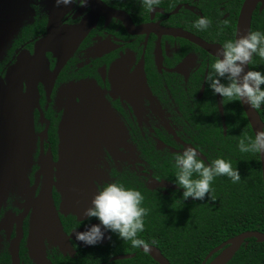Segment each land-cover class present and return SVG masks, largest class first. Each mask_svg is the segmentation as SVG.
Here are the masks:
<instances>
[{"label": "flooded vegetation", "instance_id": "obj_1", "mask_svg": "<svg viewBox=\"0 0 264 264\" xmlns=\"http://www.w3.org/2000/svg\"><path fill=\"white\" fill-rule=\"evenodd\" d=\"M245 2L160 0L150 11L141 0H89L86 7L76 0L59 8L55 0H0V97L7 108L0 124V264H160L110 231L95 246L77 241L76 232L100 224L82 213L99 189L116 182L165 201L152 208L162 214L148 211L144 223L150 216V225L179 224L184 218L175 213L194 199H183L174 155L192 147L206 163L237 159L235 129L247 115L240 101L213 94L207 76L217 49L237 38ZM200 18L211 21L207 29L195 27ZM250 31L264 34V0L252 11ZM249 68L264 73V58ZM263 107L256 110L264 123ZM68 140L88 147L85 169L58 166ZM152 179L175 187L151 189ZM215 188L196 204L221 206ZM49 194L62 229L36 235ZM138 237L170 264H185L184 254L164 249L161 229Z\"/></svg>", "mask_w": 264, "mask_h": 264}, {"label": "clouds", "instance_id": "obj_2", "mask_svg": "<svg viewBox=\"0 0 264 264\" xmlns=\"http://www.w3.org/2000/svg\"><path fill=\"white\" fill-rule=\"evenodd\" d=\"M89 0H80L79 6L86 7ZM160 0H141V5L153 11ZM76 0H55L57 8L71 7ZM211 21L207 18L197 20L195 27L207 29ZM264 58V34L249 31L247 35L228 40L217 49L216 59L211 65L207 83L213 94L225 101H240L259 109L264 105V73L248 70L253 56ZM241 138L239 149L243 153L264 154V130L255 133V138ZM177 184L184 189L183 199L192 198L203 201L212 192V183L216 177L227 176L234 183L241 181L238 168L232 163L218 158L206 163L192 147L174 155ZM103 168V165L100 166ZM195 177V178H194ZM210 198L213 197L210 195ZM144 196L139 190L126 188L120 183H107L94 195L91 206L82 215L88 219H98L99 225H92L84 232H76V240L85 245L95 246L105 239L106 232H112L123 241H130L132 247H143L148 251L150 245L138 234L144 231V217L148 210L142 207ZM110 238V237H109ZM156 241L153 240L152 244Z\"/></svg>", "mask_w": 264, "mask_h": 264}, {"label": "trees", "instance_id": "obj_3", "mask_svg": "<svg viewBox=\"0 0 264 264\" xmlns=\"http://www.w3.org/2000/svg\"><path fill=\"white\" fill-rule=\"evenodd\" d=\"M253 60L256 64L258 56L255 55ZM243 122H246L244 129ZM243 122L235 132H239V138H245L247 142V137L253 139L255 137L245 116ZM234 150L237 159L228 158V161L232 163L234 169L238 168L242 179L236 183L227 176L214 179L212 187H216L215 190L219 187L216 193L223 197L221 206L210 207L209 204H205L201 208L196 204V200H188L184 202L182 211L178 210V214L175 213L178 219H181V216L184 218L181 223L169 222L159 225L152 221L156 225H150V216L144 223V229L148 231L161 229L166 244L164 249L170 254H176L175 258L179 253L184 254L185 264H200L212 249L243 232L264 233V185L259 154L243 153L239 145H234ZM175 181L177 182L176 178ZM140 192L144 196L142 207L148 208L147 210L152 214H162L163 209L156 212L152 208H161L165 201L160 197L149 199L147 194ZM150 204L153 206L150 207ZM198 208L200 214L197 213ZM243 251H257V253L242 254ZM229 264H264V242H257L255 238L247 239Z\"/></svg>", "mask_w": 264, "mask_h": 264}, {"label": "water", "instance_id": "obj_4", "mask_svg": "<svg viewBox=\"0 0 264 264\" xmlns=\"http://www.w3.org/2000/svg\"><path fill=\"white\" fill-rule=\"evenodd\" d=\"M261 0H246L244 3L242 13L239 19V25H238V31H237V38L240 36L247 35L248 32L251 29V15L252 11L255 8L256 4L260 2ZM55 10V9H52ZM56 13V12H53ZM117 15H121V13H118ZM172 34L180 35L186 39H189L202 47H204L207 50L212 49V46L205 41L199 39L198 37H195L187 32L184 31H169ZM236 38V39H237ZM250 70V68H246L245 71ZM3 82L0 81V91H4ZM5 99L0 97V124L2 122V113H6V106L4 103ZM242 107L244 109V112L247 115V118L249 120V123L251 125V128L254 132V134L258 131L264 130V123L257 112L256 109L251 108L250 105L244 104L241 102ZM88 147H84V143L81 141L78 144L73 145L70 140H68V146L64 152H61V159H60V164H58L59 167L62 169H69V170H74V171H79L82 169H85V150ZM24 154V153H23ZM30 155V152H29ZM81 157V158H79ZM22 158V157H21ZM20 158V160H21ZM29 159V156H28ZM260 160H261V166H262V178H263V185H264V154L260 155ZM22 161V160H21ZM70 176L66 174L64 178H69ZM77 179H81L82 177L80 176H75ZM84 182H80L78 185L85 186V180L83 179ZM149 187L151 189H154L156 187H161V188H174L175 185L171 184L169 182H159L155 179H152L149 183ZM64 188H68L67 186H64ZM50 193V189L48 190ZM47 195V194H46ZM68 195V194H66ZM45 198V195H44ZM49 198V199H48ZM41 203H44L45 205L42 207V209L39 211V214L36 218V224H35V230L36 235L39 233L41 234L44 230H50L52 231V234H56V232H59L61 227L60 221L58 216L56 215V210L54 208V205L51 204V194L47 196L46 199L41 200ZM46 219H43V218ZM57 220H56V219ZM57 236V235H56ZM250 238H255L257 242L263 243L264 242V233L259 232V231H246L243 232L239 235H236L227 241L223 242L221 245H219L216 249H214L206 258H210L214 253L218 252L221 250V252L208 264H228L233 257L236 255V253L241 249L242 245L247 239ZM148 252L156 261H158L160 264H170V262L164 258L160 252L153 247H150ZM132 256L130 255H121L117 258L119 259H126L130 258ZM206 260L203 264H206Z\"/></svg>", "mask_w": 264, "mask_h": 264}]
</instances>
